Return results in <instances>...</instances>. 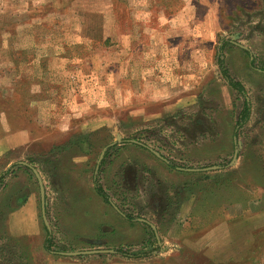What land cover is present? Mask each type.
Segmentation results:
<instances>
[{"label":"rangeland","instance_id":"1","mask_svg":"<svg viewBox=\"0 0 264 264\" xmlns=\"http://www.w3.org/2000/svg\"><path fill=\"white\" fill-rule=\"evenodd\" d=\"M84 38L109 104L70 75ZM153 77L172 93L142 94ZM5 111L28 135L0 156V264H264V0H0ZM31 194L37 236L9 225Z\"/></svg>","mask_w":264,"mask_h":264},{"label":"crops","instance_id":"2","mask_svg":"<svg viewBox=\"0 0 264 264\" xmlns=\"http://www.w3.org/2000/svg\"><path fill=\"white\" fill-rule=\"evenodd\" d=\"M124 42V41H123ZM76 43H82V44H86V47L88 48V54L86 53L84 55V57H80L79 58V71L75 74H70L72 77H74L73 79H77L78 81H82L83 82V86L85 87L84 90L85 91H91V93L95 94L96 96H98L100 94V88H104V95L106 94V103L108 102L111 103L112 99L109 96V93L106 92V89H112L111 88V84L108 85L106 82V77L105 79H102L103 76L100 74V71L98 70V68L96 69V63H97V57L94 56H90L91 53V49H92V42L91 39H87L84 38L83 40H79ZM91 43V44H90ZM75 44V43H73ZM110 54V52H109ZM55 56L56 59H61L64 63H66V66H64L65 68H68V64L73 63L75 60V56ZM106 57H108L106 55ZM111 60H108L106 58V68L107 65H109L107 62L110 61V66H108V68H113V65H115V69L114 71H116L117 73H113L112 75L110 74L109 80H112V77H114V75H118L116 76V78H122L123 75V64L118 65L117 62H121V59H116V60H112L111 56H109ZM108 57V58H109ZM90 60H89V59ZM137 58V57H136ZM133 60V62L135 61V63L137 65L141 64L143 61H147L146 58L143 57L140 58V56L138 57V59ZM140 58V59H139ZM113 61H115V63L113 64ZM130 61L132 62V59H130ZM192 62V61H191ZM182 63L186 64V61H182ZM89 64V70H85L86 65ZM181 63H178L176 65H173L174 71L178 70V72L176 75V79H186L187 75L185 73H182V71H180L181 67H180ZM96 66V67H95ZM52 67V66H51ZM54 67V66H53ZM52 67V69H54ZM92 68V69H91ZM107 72V71H106ZM55 73L54 71L51 72V74ZM75 75V76H73ZM139 76H137L136 78H138ZM142 78L144 79V77L142 76ZM153 82H149L148 79L147 81L143 82L144 84V88L142 89V94L148 96L150 93L153 96H158V97H164L165 95H169L170 93H172V86L171 85H167L166 87L160 88L157 92H156V88L157 87H162L161 82L158 80H156L155 77L152 78ZM161 79V78H160ZM105 80V82H104ZM108 80V79H107ZM185 82V81H184ZM100 84V85H99ZM142 84V86H143ZM167 84V83H166ZM135 86V84H133ZM141 86V87H142ZM93 88H97V91H94ZM10 92V91H9ZM11 93V92H10ZM91 93H84V94H80L81 95H88V96H93V94ZM75 96V95H74ZM155 99V98H154ZM42 102V101H41ZM52 104H54L53 99L51 100ZM38 105V104H36ZM83 107H82V111H88L89 110V105L88 103H82ZM34 105L33 103L30 104V108H32ZM10 107H8L7 109H9ZM29 108V107H28ZM29 108V109H30ZM40 114H39V119H43L45 117V114L47 111H50L49 109V102L47 106H43L42 104L39 106L38 108ZM13 118L8 116V114H6V111L3 112V116L2 118H0V126L3 127L2 131L3 134L0 135V156L4 153H7L8 151H11L13 149H15L18 145H21V143H23V141H26L25 138L28 135V132L23 130L20 131L18 134L16 133V130H12L11 127L13 126L12 123ZM22 137V141H20V138ZM19 143V144H18ZM35 206H36V200L34 195H29V197L27 198L26 202L19 207V209L14 210L11 214H10V221H9V225H10V230H19L21 231V233L26 234V235H33V236H37L38 234H40L41 232V228L40 226L37 224V212L35 210ZM29 207V208H28ZM18 220L21 222V224L18 222Z\"/></svg>","mask_w":264,"mask_h":264},{"label":"water","instance_id":"3","mask_svg":"<svg viewBox=\"0 0 264 264\" xmlns=\"http://www.w3.org/2000/svg\"><path fill=\"white\" fill-rule=\"evenodd\" d=\"M245 47V46H243ZM104 153H102L101 155V158L104 156ZM156 154L159 155L158 152H155ZM237 151L235 153V157L234 159L237 158ZM26 166H29L31 167L37 178H38V181H39V184H40V191H41V203H42V213H43V217H44V220H45V223L47 225L48 228H50L49 226V222H48V219H47V216H46V190H45V186H44V182L42 180V177L40 176V173L38 172V170L34 167H32L30 164L26 163V162H20ZM188 170H192V171H195V170H200V169H188ZM108 252H114L113 250H102V249H97V250H89V251H77V252H69V253H66V254H69V255H81V254H98V253H108Z\"/></svg>","mask_w":264,"mask_h":264},{"label":"trees","instance_id":"4","mask_svg":"<svg viewBox=\"0 0 264 264\" xmlns=\"http://www.w3.org/2000/svg\"><path fill=\"white\" fill-rule=\"evenodd\" d=\"M220 67H221V69H222V71H223V73H224V76L228 79L229 83H230L234 88L238 89L240 92H242V93L245 95V94H246V92H245V87L242 85L241 82H238V81L234 80V79L229 75L227 69H226L225 66H224V60H223V58L220 59ZM249 111H250V105H249V102L246 101L244 112L246 113L247 116H246L245 118H243V115L240 116V120H239V122H238V125H239V126H242L243 123L246 121V119H247V117H248V115H249ZM97 190H98V193H99L100 195H102L103 197H105V199H106L107 201L109 200L108 195H107V194H106L101 188H97ZM130 218H131V216H130ZM49 240H50V239H48V240H47V243H46V249H48V250H50ZM125 255H128V254H125Z\"/></svg>","mask_w":264,"mask_h":264}]
</instances>
